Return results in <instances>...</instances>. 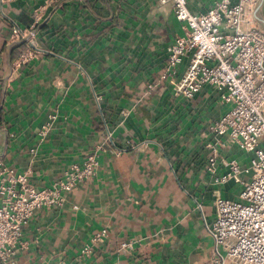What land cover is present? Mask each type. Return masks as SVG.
<instances>
[{
  "label": "crops",
  "instance_id": "crops-1",
  "mask_svg": "<svg viewBox=\"0 0 264 264\" xmlns=\"http://www.w3.org/2000/svg\"><path fill=\"white\" fill-rule=\"evenodd\" d=\"M46 1L0 4V158L44 189L109 133L112 141L92 181L36 214L18 264H208L218 252L209 232L215 201L237 199L240 189L214 185L209 159L217 155L222 175L251 155L210 135L229 109L215 89L189 102L167 84L148 94L183 25L153 0H57L37 28L38 57L20 67L27 45L11 43L8 21L30 28ZM215 1L188 0L189 9L205 12ZM248 21L264 31V0Z\"/></svg>",
  "mask_w": 264,
  "mask_h": 264
},
{
  "label": "built area",
  "instance_id": "built-area-1",
  "mask_svg": "<svg viewBox=\"0 0 264 264\" xmlns=\"http://www.w3.org/2000/svg\"><path fill=\"white\" fill-rule=\"evenodd\" d=\"M14 1L0 0V4ZM56 1L47 0L42 8L35 9L34 23L28 29L8 21L11 43L23 41L27 45L18 59L20 67L38 57L37 28L44 10ZM153 1L173 13L185 34L175 37L166 48L165 62L148 94L167 84L175 96L189 102L204 87L215 89L229 109L209 125L210 135L226 138L251 155L245 166L238 160L231 161L222 175L216 174L217 155L209 159L214 185L237 181L241 190L239 200L218 197L215 201V219L209 232L218 252L208 264H264V31L246 26L259 0H217L210 9L197 14L190 11L188 0ZM97 100L101 102L102 98L98 96ZM122 115L125 118L127 113L122 111ZM109 140L111 133L81 165L73 164L44 189L32 184L28 174H16L6 167L0 158V264H18L25 248L23 237L39 211L61 206L67 195L95 178L99 156ZM107 236L104 229L93 243ZM132 248L130 243L120 245L122 250ZM92 249L87 245L83 253L90 254Z\"/></svg>",
  "mask_w": 264,
  "mask_h": 264
},
{
  "label": "rangeland",
  "instance_id": "rangeland-1",
  "mask_svg": "<svg viewBox=\"0 0 264 264\" xmlns=\"http://www.w3.org/2000/svg\"><path fill=\"white\" fill-rule=\"evenodd\" d=\"M239 187H240V185H239ZM240 190H241V187H240L239 191H240ZM239 191H238V192H239ZM236 198H237L236 200H239L238 196H237Z\"/></svg>",
  "mask_w": 264,
  "mask_h": 264
}]
</instances>
